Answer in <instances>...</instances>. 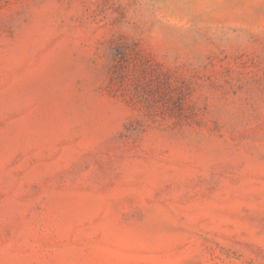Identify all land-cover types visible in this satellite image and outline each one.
I'll return each mask as SVG.
<instances>
[{
	"label": "rangeland",
	"instance_id": "374dc122",
	"mask_svg": "<svg viewBox=\"0 0 264 264\" xmlns=\"http://www.w3.org/2000/svg\"><path fill=\"white\" fill-rule=\"evenodd\" d=\"M0 264H264V0H0Z\"/></svg>",
	"mask_w": 264,
	"mask_h": 264
}]
</instances>
